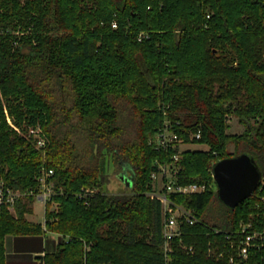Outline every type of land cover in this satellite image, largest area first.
Returning a JSON list of instances; mask_svg holds the SVG:
<instances>
[{
    "label": "trees",
    "instance_id": "trees-1",
    "mask_svg": "<svg viewBox=\"0 0 264 264\" xmlns=\"http://www.w3.org/2000/svg\"><path fill=\"white\" fill-rule=\"evenodd\" d=\"M0 27L10 30L0 38V177L24 190L45 164L60 191L45 223L59 240L42 263L24 264H229L237 248L227 235L241 222L264 232V0H0ZM5 108L24 133L40 124L46 146L13 128ZM229 115L242 133L227 132ZM166 119L182 142L209 146L180 151L178 181L215 186L173 195L200 222L184 227L195 251L176 246L171 262L161 203L146 194L157 162L177 151L150 140ZM242 152L262 178L231 208L212 167ZM111 165L130 178L126 191L108 190ZM83 187L99 188L90 204L75 194ZM33 199L16 214L0 209V264L6 235L46 233L26 217ZM259 242L245 264H264V235Z\"/></svg>",
    "mask_w": 264,
    "mask_h": 264
},
{
    "label": "built area",
    "instance_id": "built-area-1",
    "mask_svg": "<svg viewBox=\"0 0 264 264\" xmlns=\"http://www.w3.org/2000/svg\"><path fill=\"white\" fill-rule=\"evenodd\" d=\"M113 26L116 27L115 23ZM9 31L8 28L4 29L0 27V38ZM13 32L17 35L22 33L20 30ZM13 44H17V41H14ZM5 112L9 124L17 131H20L21 129L14 123L7 108H5ZM200 135V130L195 133L196 137H200ZM26 136L31 137L35 141L37 148L41 149L46 146V136L40 124L30 125L26 131ZM150 140L158 149H163L164 151L177 149L173 155V160L170 162H157V169L151 173V189L146 192L151 198L157 199L161 203L163 214L162 248L166 261L171 262V255L174 253L176 246L180 247L184 252L195 251L196 248L193 244H187L183 241L184 227L200 222L195 209L177 201L173 195L204 193L211 191L213 185L209 186L210 183L207 185L205 183H181L178 181L180 166L177 161L181 151L180 143L182 142V138L179 133L175 132L169 120L166 119L164 121L163 126ZM53 175L54 169L43 164L36 174V186L24 190L7 185L4 179L0 177V209L7 207L10 210H15L17 203L27 197L39 198L45 205L47 201L55 203L56 201H54L53 197L60 191L55 188V183L52 179ZM97 193L98 189L96 187H83L75 194L85 204H90L91 198ZM44 230L48 231L46 225H44ZM263 235V231L252 230L250 222H241L237 230L227 235L228 238L232 239V245H236L237 248L236 252L230 253L229 264H245L250 251L261 245L259 240L263 239ZM208 251V254L212 255L211 248ZM217 255H224V251L217 253ZM233 255H237V257Z\"/></svg>",
    "mask_w": 264,
    "mask_h": 264
},
{
    "label": "water",
    "instance_id": "water-1",
    "mask_svg": "<svg viewBox=\"0 0 264 264\" xmlns=\"http://www.w3.org/2000/svg\"><path fill=\"white\" fill-rule=\"evenodd\" d=\"M212 173L219 199L231 208L252 195L262 178L258 164L248 152L219 159L213 164ZM120 177L131 184L127 175Z\"/></svg>",
    "mask_w": 264,
    "mask_h": 264
},
{
    "label": "rangeland",
    "instance_id": "rangeland-1",
    "mask_svg": "<svg viewBox=\"0 0 264 264\" xmlns=\"http://www.w3.org/2000/svg\"><path fill=\"white\" fill-rule=\"evenodd\" d=\"M227 124H228V128H227V132L228 133H242L245 129V124L244 122L240 121L239 118L235 115H229L227 117ZM20 129V128H19ZM19 133H23V134H26L24 133L22 130L18 131ZM191 136L192 133H191ZM185 149H197V150H208L209 149V146L208 144L206 143H203V142H191V141H183L180 143V150H185ZM235 149V145L233 143H230L229 146H228V150L229 152H233ZM121 172H119V170L117 169V167L115 166H110V170H109V182L107 183V186H108V190L110 189V191H115V192H123V191H126L129 186L131 184H128L126 183L121 177ZM209 183H207L208 185ZM212 186V189H214V184L213 183H210L209 186ZM217 185V184H216ZM99 189V188H98ZM211 189V190H212ZM59 205L60 203L58 201H56L55 203H52L51 205V210L52 211H58L59 210ZM10 210V209H9ZM12 213H15L16 214V210H10ZM45 212L44 211V207L40 205V203H38L37 205V209H36V213L35 215H33L34 219L36 221H39V222H42L44 221L45 219ZM26 217L29 219H32L28 213L26 214ZM29 219V220H30ZM33 221V220H32ZM36 221H33L35 223H38ZM46 221H44V225H45ZM43 227V226H42ZM44 229V228H43ZM48 239H40V240H35V239H31L30 242L26 243V244H29L28 246H34L36 247L37 244H40L42 245L43 248H46L48 250L51 249V243L52 241L53 242H58V238L59 237H56L55 240L53 239H50L49 237H47ZM40 242V243H38ZM13 243H7L5 244V254L7 251L11 250L13 248Z\"/></svg>",
    "mask_w": 264,
    "mask_h": 264
},
{
    "label": "crops",
    "instance_id": "crops-1",
    "mask_svg": "<svg viewBox=\"0 0 264 264\" xmlns=\"http://www.w3.org/2000/svg\"><path fill=\"white\" fill-rule=\"evenodd\" d=\"M38 203H40V205L44 207V211H46L45 203L39 198H34L32 202L33 210L28 213V215L32 218V219L29 218L30 220L36 221L33 215H35L36 213ZM45 219H46V212H45ZM44 221L42 222L36 221V222L41 224L44 228ZM47 237L55 240V238L58 237V234L52 233L50 231H46V233L44 232L40 234V239L43 240L48 239ZM31 239H32L31 237H26V236H14L12 234L6 235L5 244L9 242L14 244V245L12 244L13 248L6 252L5 258L8 264L42 263L43 256L45 255V253L53 250L55 245L57 244V242L55 243L52 241L51 243L52 247L50 250L43 248L42 245L40 244H37L36 247L32 245L28 246L29 244L26 243L30 242ZM39 254L42 255V257L37 256Z\"/></svg>",
    "mask_w": 264,
    "mask_h": 264
}]
</instances>
